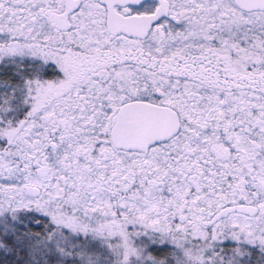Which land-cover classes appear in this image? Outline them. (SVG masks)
<instances>
[{
	"label": "snow or ice",
	"instance_id": "snow-or-ice-1",
	"mask_svg": "<svg viewBox=\"0 0 264 264\" xmlns=\"http://www.w3.org/2000/svg\"><path fill=\"white\" fill-rule=\"evenodd\" d=\"M0 264H264V0H0Z\"/></svg>",
	"mask_w": 264,
	"mask_h": 264
}]
</instances>
